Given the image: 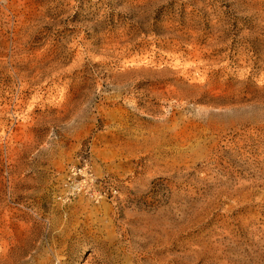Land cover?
Listing matches in <instances>:
<instances>
[{
  "label": "rangeland",
  "instance_id": "374dc122",
  "mask_svg": "<svg viewBox=\"0 0 264 264\" xmlns=\"http://www.w3.org/2000/svg\"><path fill=\"white\" fill-rule=\"evenodd\" d=\"M0 264H264V0H0Z\"/></svg>",
  "mask_w": 264,
  "mask_h": 264
}]
</instances>
